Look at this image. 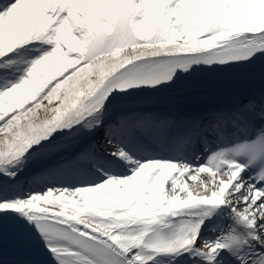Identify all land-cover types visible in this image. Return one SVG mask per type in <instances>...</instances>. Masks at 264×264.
<instances>
[{"label": "snow or ice", "instance_id": "1", "mask_svg": "<svg viewBox=\"0 0 264 264\" xmlns=\"http://www.w3.org/2000/svg\"><path fill=\"white\" fill-rule=\"evenodd\" d=\"M0 264H264V0H0Z\"/></svg>", "mask_w": 264, "mask_h": 264}]
</instances>
